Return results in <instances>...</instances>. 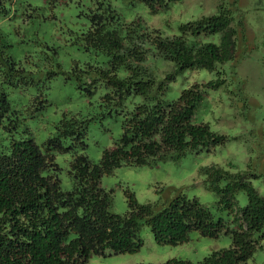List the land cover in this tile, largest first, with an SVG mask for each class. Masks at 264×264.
<instances>
[{
  "label": "trees",
  "instance_id": "1",
  "mask_svg": "<svg viewBox=\"0 0 264 264\" xmlns=\"http://www.w3.org/2000/svg\"><path fill=\"white\" fill-rule=\"evenodd\" d=\"M125 1H142L151 12L167 6V0ZM91 2L82 37L86 47L109 55L108 64L94 66V73L75 64L70 72L88 93L104 86L99 95L101 116L113 111L122 115L120 135L96 161L84 151L92 115L64 111L43 144L35 141L25 121L47 104L42 90L46 84L42 81L31 91L36 81L25 62L35 45L49 46L48 41L19 35L18 42L35 44L25 49L23 61L11 53L14 40L0 23V264H86L91 254H104L106 249L132 252L143 243L142 221L160 243L183 242L192 229L209 236L227 232L232 237L229 246L212 249L197 261L170 258L160 264L245 261L264 240V196L252 184L250 177L257 174L251 170L201 166L205 186L218 195V207L231 213L228 220L215 218L196 196L188 197L178 187L170 188L171 195L163 199L145 202L128 190V209L114 212L113 189L101 185V176L117 166L148 165L222 142L223 136L206 122L193 120L206 87L225 82L222 71L216 70L214 80L184 87L176 97H171L170 89L186 69L214 70L236 57L247 39L243 21L239 20L243 33L237 34L232 15L221 9L182 22L179 33H169L148 30L137 18L127 21L111 0ZM8 13L7 0H0V19L4 21ZM55 64L58 70L60 63ZM57 70L51 67L47 79ZM7 87L22 90L28 99L13 104ZM55 151L73 153L68 189L61 186L62 168ZM238 191L247 194L245 205L238 204Z\"/></svg>",
  "mask_w": 264,
  "mask_h": 264
},
{
  "label": "rangeland",
  "instance_id": "2",
  "mask_svg": "<svg viewBox=\"0 0 264 264\" xmlns=\"http://www.w3.org/2000/svg\"><path fill=\"white\" fill-rule=\"evenodd\" d=\"M91 1L7 0L9 13L4 21L0 19V23L10 31L14 40L10 51L16 58L23 60L25 49L34 44L32 41L18 42L19 35L29 34L48 41L49 46L34 44L33 56L25 62L36 81L30 87L31 91H35L42 81L46 84L42 90L47 104L34 116H27L25 121L35 141L43 144L64 111L92 115L84 151L96 161L103 148L110 146L120 135L122 115L113 111L111 115L101 116L99 95L104 86L99 84L88 93L79 85L76 75L70 72L75 64L88 67L91 73H94V66L108 64L109 55L86 47L82 37L89 24L87 10ZM111 1L127 21L137 18L148 30L179 33L182 22L221 9H227L232 15L237 34L243 33L239 20L243 21L247 39L244 46L239 47L236 57L219 64L214 70L186 69L176 76L170 89L171 97H176L184 87L193 82L214 80L218 76L216 70L222 71L225 82L218 87H206L204 99L193 117L195 122H206L211 130L221 134L222 142L189 150L177 158L156 159L148 165H120L101 176V185L113 189L110 209L114 212L123 213L128 209V190L134 192L138 201L145 202L163 199L171 195L170 188L178 187L188 197L196 196L215 218L230 219L228 209L218 207V195L205 186L201 166L217 164L230 171L249 169L257 174L250 177L252 184L264 196V0H167V6L156 12H151L142 1L133 4L125 0ZM56 61L60 63L58 70ZM51 67L57 71L47 79ZM7 89L12 103L17 106L28 99V94L22 90ZM72 154L71 151H55V161L62 168L60 179L64 189L71 187L67 169ZM235 195L238 204H246L245 192L238 191ZM140 236L143 243L138 250L113 252L106 249L104 254H91L86 264H160L170 258L197 261L212 249L229 246L232 242L227 232L209 236L192 229L183 242L160 243L154 239L145 221H142ZM237 264H264V240L250 257Z\"/></svg>",
  "mask_w": 264,
  "mask_h": 264
}]
</instances>
